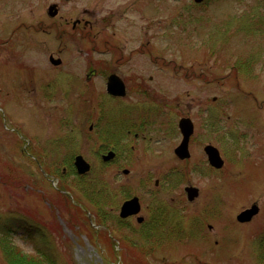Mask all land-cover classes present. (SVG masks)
I'll use <instances>...</instances> for the list:
<instances>
[{"label": "rangeland", "instance_id": "1", "mask_svg": "<svg viewBox=\"0 0 264 264\" xmlns=\"http://www.w3.org/2000/svg\"><path fill=\"white\" fill-rule=\"evenodd\" d=\"M52 3L70 20L62 27L67 33L78 18L113 16L114 22L145 26L156 48L193 66L195 76L180 78L175 87L178 112L198 123L197 144L200 139L224 147L227 168H172L178 163L162 132L157 139L166 138L164 152L141 148L143 157L129 176L100 168L95 155L102 144L89 126L94 104L104 102L103 77L94 79L99 89L91 82L80 91L64 87L78 88L76 78L54 82L60 78L42 58L62 51L71 62L79 45L91 51V41L67 33L60 39L52 28L64 22L48 16ZM32 64H40L35 74L28 70L36 68ZM255 97L264 101V0H0V264H6L7 247L35 259L51 255L55 264H264V110L256 109ZM127 111L121 105L108 110L114 130L129 124ZM73 128L84 140L71 147L66 136ZM259 133L263 143L255 154ZM31 140L38 156H30ZM73 149L96 167L83 186L70 168L73 158L65 156ZM45 162L51 168H38ZM49 169L53 178L66 176L68 193L44 177L42 170ZM189 185L202 190L193 203L185 193ZM124 191L141 196L145 222L162 211L157 230L136 218L118 219L116 208L129 199ZM254 203L259 215L238 223L237 214Z\"/></svg>", "mask_w": 264, "mask_h": 264}, {"label": "flooded vegetation", "instance_id": "2", "mask_svg": "<svg viewBox=\"0 0 264 264\" xmlns=\"http://www.w3.org/2000/svg\"><path fill=\"white\" fill-rule=\"evenodd\" d=\"M58 7L59 14L57 17L61 18L64 23L62 24L61 22L55 25L52 30L56 27V33L59 34L60 39H63L67 30L62 27L70 24V20L61 14V8L59 5ZM123 16V13L119 15L120 18ZM57 17L53 18L54 21ZM117 21H113V16L94 21L78 18L72 22L73 31L72 33H67V36L80 35L79 37L82 39H90L89 49L91 51L79 45L80 52L77 53L79 56H75L71 62L63 55L62 51L58 54L50 53L42 58L46 62L48 57L51 67L49 71H55L59 78H76V84L79 87H71L66 82L67 84L64 87L69 90L80 91L83 84L89 85L91 82L94 83V79L103 77L101 80L102 87L100 88L104 92V102L94 104L93 109L96 115H94L89 126L94 141H100L102 144L95 155L100 168H103V170L105 168L114 170L118 168L121 176H129L132 172L130 168L141 161L140 156L143 154L141 148H145V151H157L158 154L164 152L165 143L163 140L166 138L157 139L158 134L162 132L169 137L168 151L178 163V166L172 168H182L180 165L187 163L188 168H208L213 173L223 172L224 168H227L224 147L213 142L202 143L200 139H198V146L196 143L198 123L192 115H179L178 112L180 104L178 103V96L174 93H178V89H175V87H177L180 78H192L195 76L194 67L188 66L179 60L175 52H173V55H167L160 48H156V44L153 42L156 37H147L145 26L137 27L122 20ZM121 22L125 25L122 26ZM41 27L45 28L42 25ZM44 30L46 31V29ZM52 30L46 31V33L52 34ZM32 65L36 68L31 66L28 70L30 74H35L32 71H37V66H40V64ZM43 66H46V64L43 63ZM203 74L204 72L202 71L201 75ZM56 81L62 82V79L60 78L54 82ZM94 84L93 87H99L96 81ZM109 84H111L110 88ZM190 93L187 91V94ZM80 94L78 93V96ZM214 99L216 101L217 98L215 97ZM255 100L256 109L264 110V101L259 102L257 97H255ZM190 101L185 104L187 109L190 106ZM105 104L106 107L103 110L101 107ZM120 105L128 109L126 116L130 119V122L129 124H121L114 130L116 124L110 119L106 120V117L110 108H116ZM261 118L264 120V117ZM184 119L189 120V123L193 125V132L187 141L186 154L178 150L184 139L181 127V121ZM91 135H88L89 140H91ZM262 137L263 134L259 133L258 137L254 138L253 150L255 154H258L261 149L264 141L260 142ZM77 138L80 144L84 140L82 133H78ZM174 141L175 143H173ZM208 146L215 147L218 150L223 162L222 165H212L213 163L208 153V150L211 149H207ZM90 165V168L95 167L91 162ZM152 178L151 174L148 175L143 184L146 181L150 182ZM178 181L175 177L174 183H178ZM160 184L161 180L159 178L156 179L155 186L158 187ZM187 187L198 188V195L195 199L200 197L201 188L194 185ZM124 193L127 194L125 198L129 199H125L116 209L119 211L118 219L120 221H129L136 218V216L131 214L127 218L122 217L120 215L121 207L126 201L138 196L140 201L138 206H140L139 210L141 213V196L136 194L129 197L130 195L127 191H124ZM147 193L153 194L148 191ZM115 195H117L116 192H114L113 196ZM155 215L156 218L151 221V224L145 222L146 218L142 215V218H136L137 223L141 222L140 224L144 225L149 223L148 230H157L156 228L160 226V221L163 220L162 211H155ZM160 216L162 219L159 218ZM153 227L155 228L153 229Z\"/></svg>", "mask_w": 264, "mask_h": 264}, {"label": "water", "instance_id": "3", "mask_svg": "<svg viewBox=\"0 0 264 264\" xmlns=\"http://www.w3.org/2000/svg\"><path fill=\"white\" fill-rule=\"evenodd\" d=\"M195 1L197 3H201L204 0H195ZM54 10H55V6L53 5L50 7V13L52 15L56 14V12H53ZM110 85L111 84H109V88H110ZM181 127H182V132L184 134V140H183V143L181 144V146L178 148V150H179V152H183L184 154H186L187 153V141L189 139V136L193 132V125H192V123L191 124L189 123V120L184 119L181 121ZM207 149L213 150V151L208 150L211 162L216 166L222 165L223 162L219 156L218 150L212 146H208ZM76 165L78 166V172L79 173H85L86 171L89 170V165L83 160L82 157L77 158ZM187 190L189 192L190 198H192V196L196 195V193H197L196 189L188 188ZM136 202H137V199H134L132 201L125 203V205L122 209L121 215L127 216L130 213L137 212L138 208L136 206ZM258 212H259V207L257 205H253L250 209H247V210L241 212L237 216V219L240 222H247V221H250L253 218V216L257 215Z\"/></svg>", "mask_w": 264, "mask_h": 264}, {"label": "trees", "instance_id": "4", "mask_svg": "<svg viewBox=\"0 0 264 264\" xmlns=\"http://www.w3.org/2000/svg\"><path fill=\"white\" fill-rule=\"evenodd\" d=\"M7 248L5 249L6 264H55L54 259L57 261V259L50 254V256L47 254H40L38 258L35 259L22 250L18 251L14 248Z\"/></svg>", "mask_w": 264, "mask_h": 264}]
</instances>
